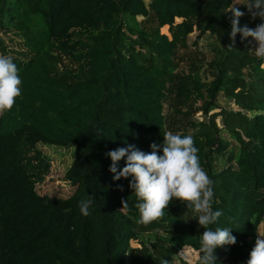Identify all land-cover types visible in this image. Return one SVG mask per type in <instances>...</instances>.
I'll list each match as a JSON object with an SVG mask.
<instances>
[{
	"label": "trees",
	"instance_id": "1",
	"mask_svg": "<svg viewBox=\"0 0 264 264\" xmlns=\"http://www.w3.org/2000/svg\"><path fill=\"white\" fill-rule=\"evenodd\" d=\"M231 4L0 0V32L26 40V49L12 53L0 35V54L13 58L22 79L21 95L0 114V264H132L131 241L143 227L161 231L158 244L172 252L190 246L201 255L205 229L192 218L196 213L173 198L162 218L140 223L131 177L113 180L112 161L105 155L129 144L151 152L153 142L163 143L165 102L175 81L172 56L195 28L215 36L214 77L190 76L176 86V94L184 105L201 101L207 112L224 92L241 109L226 112L223 128L214 118L196 122L194 128H200L192 137L213 181V210L223 213L209 227L231 228L237 238L234 245L216 250V264H247L264 221V59L239 33L230 46ZM139 16L152 17L156 29L140 27ZM261 22L248 12L240 18L241 26L254 28ZM168 25L172 38L159 30ZM126 29L138 33L137 38L128 39ZM57 52L86 62V69L82 65L75 80L54 75ZM223 132L237 144L230 148ZM40 143L75 147L66 178L76 190L69 197L37 191L27 149ZM226 152L227 167L213 171L212 157ZM125 159L119 162L121 169ZM89 195L94 203L84 216L78 202ZM163 260L173 264L167 258L155 264Z\"/></svg>",
	"mask_w": 264,
	"mask_h": 264
},
{
	"label": "clouds",
	"instance_id": "2",
	"mask_svg": "<svg viewBox=\"0 0 264 264\" xmlns=\"http://www.w3.org/2000/svg\"><path fill=\"white\" fill-rule=\"evenodd\" d=\"M239 3L242 0H232L228 11L232 13L230 46H235L238 33L242 41L251 37L255 42V55L264 59V0H249L245 4L252 19L258 17L262 21L254 28L247 24L241 26L240 18L245 13L236 7ZM261 68H264V64H261ZM21 85L22 79L13 58L0 55V113L12 109L16 98L21 95ZM163 136L162 144L153 142L150 145L151 152L142 151L131 144L106 152L105 155L112 161L109 171L114 174L115 181L121 177H131L129 186L137 197L136 208L140 213V223L148 224L162 218L173 198L199 213L196 219L205 230L200 234L201 255L197 257L198 264H216V250L224 245H234L237 238L232 234L231 228L217 227L212 230L209 227L223 213L213 210V181L200 164L199 149L195 146L194 138L191 135L174 134L172 131H164ZM161 149L162 155L159 154ZM122 159H125V166L121 169L119 162ZM118 187L123 190L122 185ZM93 203L94 197L91 195L82 198L78 202L81 214L90 215ZM122 203L124 206L127 201ZM180 253L186 264H193L192 254L186 251V246ZM161 264H168V261L163 260ZM247 264H264V232L258 231Z\"/></svg>",
	"mask_w": 264,
	"mask_h": 264
},
{
	"label": "rangeland",
	"instance_id": "3",
	"mask_svg": "<svg viewBox=\"0 0 264 264\" xmlns=\"http://www.w3.org/2000/svg\"><path fill=\"white\" fill-rule=\"evenodd\" d=\"M249 0H242V3L236 5L237 8H245L242 10L245 14L248 12L247 4ZM244 3V4H243ZM140 21V27H143L147 31H154L156 29V22L152 17L143 18L138 17ZM181 20H176V23ZM160 33L168 35L172 38V29L168 25L167 27L159 28ZM126 36L130 40H135L138 33H134L129 29H126ZM0 35L6 41L12 53L26 49L25 39L21 36L5 35L0 32ZM252 41L249 37L244 42ZM216 42L215 36L208 31H202L195 28L184 41L180 44L172 56L174 62L173 74L175 81L171 85L168 99L165 102V114L167 117L166 128L168 131H172L174 134L186 132L187 135L193 136L200 128H194L196 122H203L214 118L216 124L223 128V119L227 111L241 110L235 101L226 95L224 92H220L216 104L210 106L207 112L203 110V103L201 101L194 104L184 105L177 97L176 86L181 81L188 77L201 76L203 80H210L214 77L212 60L215 58V52L213 50ZM255 45V42L252 41ZM135 47L139 51H145L140 45L135 44ZM1 55V54H0ZM57 62L53 74L62 78H68L75 80L76 75H79L81 66L86 69V62L78 63L71 56L56 53ZM245 112V110H244ZM222 113V114H220ZM1 114V113H0ZM227 139L231 140L232 145L230 148L237 144L232 140L229 134L223 132ZM28 166L31 172L34 174L36 181L37 191L42 195H49L52 197H69L72 195L76 186L73 185L66 178V172L71 166L75 157L74 146H57L40 143L36 148H28ZM212 169L215 172H219L228 165V152L222 154H215L211 161ZM206 171V170H205ZM199 213H196L192 218L196 220ZM260 232H264V221L260 226ZM159 230H148L143 227L140 231L138 239L131 241L132 250L129 253V262L132 264H155L162 258H167L172 261L173 264H179L182 260H185L183 254L179 252H172L167 247L160 246L157 241V233ZM254 243L256 239L252 240ZM186 251L192 254L193 264L198 261L199 251L186 246ZM225 264H229L227 261Z\"/></svg>",
	"mask_w": 264,
	"mask_h": 264
}]
</instances>
